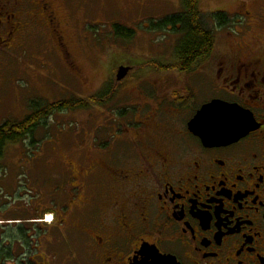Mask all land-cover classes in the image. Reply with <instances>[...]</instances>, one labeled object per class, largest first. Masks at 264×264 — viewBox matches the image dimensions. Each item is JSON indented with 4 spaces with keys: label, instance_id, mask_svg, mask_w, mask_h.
Returning a JSON list of instances; mask_svg holds the SVG:
<instances>
[{
    "label": "flooded vegetation",
    "instance_id": "flooded-vegetation-1",
    "mask_svg": "<svg viewBox=\"0 0 264 264\" xmlns=\"http://www.w3.org/2000/svg\"><path fill=\"white\" fill-rule=\"evenodd\" d=\"M48 4L44 15L61 41ZM215 14L224 22H212L211 31L223 33L230 54L217 53L216 35L212 54L189 73L153 78L158 86L146 81L143 103L116 114L119 138L86 148L98 158L92 156L94 164L80 168L79 177L70 166L79 182L70 180V203L79 196L82 229L97 230L96 257L104 264H162L157 252L178 264H264V0H243L238 11ZM14 26L9 36L20 32L21 25ZM127 64L126 79H139L131 76L136 66ZM152 64L147 68L162 65ZM68 67L77 74L75 64ZM112 82L98 96L114 94ZM214 101L237 107L241 126L251 129L238 140L206 146L190 124Z\"/></svg>",
    "mask_w": 264,
    "mask_h": 264
},
{
    "label": "rangeland",
    "instance_id": "rangeland-1",
    "mask_svg": "<svg viewBox=\"0 0 264 264\" xmlns=\"http://www.w3.org/2000/svg\"><path fill=\"white\" fill-rule=\"evenodd\" d=\"M48 3L57 13L61 41L45 17L48 13L43 9ZM242 3L201 0L205 26L215 31L212 12L238 11ZM182 12V0H0V20L4 24L0 27V126L7 121L21 122L36 104L57 105L76 99L88 103L85 110L57 111L27 141L5 149L0 161V227L17 240L13 256L24 258L21 262L104 264L105 259L99 254L96 257L97 230L93 225L90 232L82 229L80 205L75 203L79 196L70 203V180L79 184L69 174L70 166L77 168L74 175L79 177L80 168L94 164L93 157L98 158L86 148L119 138L120 131L112 126L116 114L122 108L143 103L142 97H147L140 91L142 84L148 81V85L158 86L153 78L183 75L141 66L152 61L174 66L179 36L154 31L150 22ZM14 24L21 25V30L9 36ZM117 26L133 31L134 37L118 36ZM216 35L217 53L230 54V47L223 45V33ZM68 63L77 66V74ZM127 63L136 66L131 76L139 79L118 83L119 67H132ZM148 71L151 73L146 75ZM197 77L201 79L204 74ZM110 78L118 86L116 92L103 106L92 104ZM183 88L185 83H181ZM206 92L198 90V98L203 99ZM33 140L35 144L31 145ZM68 207L71 213L78 212L76 217L70 215ZM19 227L32 238L27 250L18 242Z\"/></svg>",
    "mask_w": 264,
    "mask_h": 264
},
{
    "label": "trees",
    "instance_id": "trees-1",
    "mask_svg": "<svg viewBox=\"0 0 264 264\" xmlns=\"http://www.w3.org/2000/svg\"><path fill=\"white\" fill-rule=\"evenodd\" d=\"M200 1L201 0H182V13L170 16L159 22L156 21V23L150 22V27L152 29L154 28V31H170L172 34H177L179 36L174 47V66L166 67L159 65L157 70L166 72L175 71L179 74H186L191 71L196 61L205 59L212 54L215 49L216 34L214 35V33H212L214 31L208 29L204 24L203 13L200 10ZM212 17L214 21L219 24L224 22L221 15L212 13ZM116 33L124 39H130V37L132 39L134 37L133 31H129L120 26L116 27ZM147 66L148 65H145V68H147ZM98 97H94L95 99L91 100V103L103 104V100H106L108 95ZM57 105H59L58 108L56 107ZM57 105L40 106L36 104V106H33L34 111L30 115H27L21 122L7 121L2 124L0 126V161L4 159V152L8 146L18 145L27 141L34 135L37 131L36 129L45 125L47 120L57 111H75L88 108L87 101L78 99L70 102H62ZM34 144L33 140L31 145ZM23 228L24 227L21 229V227H19L21 239L18 242L27 250L31 248L33 241H31L32 238H29L27 235L28 231ZM38 235L40 236V234ZM35 236L37 235L35 234ZM16 243L17 240L15 241L13 234L10 235L7 231L3 230V227H0V264H26L24 261V263L21 262L24 258H15L13 256L14 245ZM31 262L30 264H33V262Z\"/></svg>",
    "mask_w": 264,
    "mask_h": 264
},
{
    "label": "water",
    "instance_id": "water-1",
    "mask_svg": "<svg viewBox=\"0 0 264 264\" xmlns=\"http://www.w3.org/2000/svg\"><path fill=\"white\" fill-rule=\"evenodd\" d=\"M129 71V68L121 67L117 80L125 79ZM241 115L242 112L237 107L214 101L202 108L190 124V129L206 146L220 142H232L241 138L251 129L247 125L241 126ZM143 251L145 250L143 249ZM155 252L157 251L155 250ZM156 254L162 264H178L175 259L163 257L158 252Z\"/></svg>",
    "mask_w": 264,
    "mask_h": 264
}]
</instances>
